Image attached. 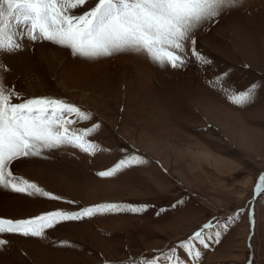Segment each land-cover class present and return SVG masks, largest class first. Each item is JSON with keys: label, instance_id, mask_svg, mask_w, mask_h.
<instances>
[{"label": "rangeland", "instance_id": "rangeland-1", "mask_svg": "<svg viewBox=\"0 0 264 264\" xmlns=\"http://www.w3.org/2000/svg\"><path fill=\"white\" fill-rule=\"evenodd\" d=\"M195 39L209 64L190 56L184 68H162L133 53L93 61L27 40L6 58L7 86L68 100L93 116L75 127L100 130L89 137L95 155L69 147L17 162L16 174L62 199L0 189V218L117 207L62 222L43 240L0 235L9 240L0 264H125L153 255L163 264L209 222L203 243L193 241L201 256L189 264H264V194L256 189L264 174V0H242ZM253 84L254 102L228 98ZM128 155L145 163L98 175Z\"/></svg>", "mask_w": 264, "mask_h": 264}, {"label": "snow or ice", "instance_id": "snow-or-ice-1", "mask_svg": "<svg viewBox=\"0 0 264 264\" xmlns=\"http://www.w3.org/2000/svg\"><path fill=\"white\" fill-rule=\"evenodd\" d=\"M241 4L242 0H0V189L60 200L61 197L43 191L36 183L16 174L14 165L69 147L89 155L97 152L96 143L89 137L100 130V124L75 127L91 121L90 112L63 98L28 97L15 85L5 84L4 74L10 71L6 58L23 51L25 40L47 41L70 49L73 56L93 61L133 53L162 68H184L191 62L190 56L207 65L210 60L197 50L195 34L205 24ZM217 83L222 84V78L218 77ZM256 87L253 84L245 91L230 93L228 98L235 105L250 104L254 102ZM144 163L143 158L128 155L98 175L114 177L124 169ZM256 189L264 194V174L259 176ZM104 207L111 210L117 206L94 205L77 212L57 209L27 219L0 218V235L43 240L47 238V229L62 222L92 217ZM212 228L213 223L209 222L189 240L170 248L163 255V264H189L188 257L199 260L201 252L195 249L193 241L203 243L204 232ZM219 236L217 232V243ZM8 243V239H0V248ZM178 249L187 255L178 254ZM125 264L162 262L153 255L144 260L132 258Z\"/></svg>", "mask_w": 264, "mask_h": 264}]
</instances>
